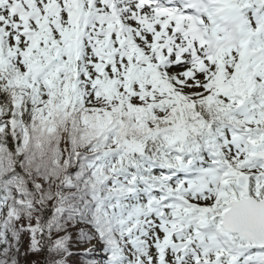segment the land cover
Masks as SVG:
<instances>
[{"label":"snow or ice","instance_id":"obj_1","mask_svg":"<svg viewBox=\"0 0 264 264\" xmlns=\"http://www.w3.org/2000/svg\"><path fill=\"white\" fill-rule=\"evenodd\" d=\"M0 264H264V0H0Z\"/></svg>","mask_w":264,"mask_h":264},{"label":"rangeland","instance_id":"obj_2","mask_svg":"<svg viewBox=\"0 0 264 264\" xmlns=\"http://www.w3.org/2000/svg\"><path fill=\"white\" fill-rule=\"evenodd\" d=\"M95 256H96L97 259H103L104 254H103L102 251H98V252L95 254Z\"/></svg>","mask_w":264,"mask_h":264}]
</instances>
